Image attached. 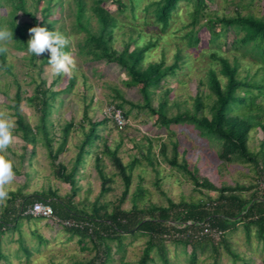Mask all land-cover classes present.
<instances>
[{
    "label": "rangeland",
    "instance_id": "obj_1",
    "mask_svg": "<svg viewBox=\"0 0 264 264\" xmlns=\"http://www.w3.org/2000/svg\"><path fill=\"white\" fill-rule=\"evenodd\" d=\"M95 1L86 0L88 6L86 17L90 20L89 29L92 32L99 30L98 20L91 11ZM152 1L156 0H142L137 6V18L133 20L131 7L121 11L116 0H104L103 5L118 22L112 44L114 49L121 50L130 39L133 40L131 50L137 44L143 46L152 41L156 46L150 50L142 63V68L146 69L150 64L162 60H165L166 65H172L180 48L183 54L187 53L186 59L191 61V64L184 65L181 71L163 83L165 87L171 89L168 116L192 111L198 89L202 92L205 103L210 106L213 97L207 85V75L210 69L217 71L219 69L216 63H212L210 51L220 47L223 53L227 52L229 46L224 43H231L233 36L226 33L216 42V46H212L210 33L204 27V23L210 17H234L238 13L243 16L261 17L264 13V0L208 1L209 10L200 18L194 29L198 31L200 37V44L195 49L189 47L187 39V35L192 31L189 24L192 21L194 4L190 0H183L169 27L162 31V26L155 24L152 8L147 16L143 12ZM0 2L2 4L0 16L3 18L4 27L0 32V44L6 52L7 64L11 68L10 72L0 69V205L4 207L10 199L9 193L19 189L26 195L51 190L61 197L72 192L70 185L55 173L42 135H39V142L34 146L27 144L21 132L17 130L13 108L18 90L16 82L22 87L23 92L20 112L36 128L39 116L27 98L34 94L36 85L34 81L39 82L41 79L45 80L48 86H53L54 91L64 90L58 96L57 107L53 109L50 118V122L53 123V126H49L50 136L58 139L54 144V151L59 146L64 127L70 122L74 124L65 151L59 157V162L66 165L68 172L73 167L78 147L90 123L109 120L98 127L100 139L95 141L93 149L89 155H85L83 164L74 175L79 189L74 202L79 207L90 211L92 204L98 200L99 205L106 206L108 212H111L115 202L122 197L125 191L124 180L108 154V149L117 151L118 157L127 167H130L135 159L139 161L129 172L131 185L123 204L125 209H131L134 203L141 208L151 205L167 207L169 199L174 202L182 200L198 202L207 196L217 197V193L214 192L196 191L191 177L170 164L174 144L178 146L180 164L186 161L190 171L197 168L198 176L208 177L216 185L248 187L259 184V176L253 166L240 162L228 164L222 161L219 157L220 143L202 136L195 126L184 124L171 126L170 129L160 128L151 110L139 107L143 106L145 101L139 88L127 85L130 80L128 74L118 67L105 68L103 61H93V57L81 49L86 33L79 31L76 26L77 0H61L59 4L52 2V15L48 19L55 22L54 40L44 41L37 50V58L33 64L28 50H19L7 32L8 24L13 20L14 5L9 0ZM35 2L36 0H26V9L34 13ZM122 3L129 6L130 0H122ZM47 5L48 1L44 2L41 8ZM16 15L17 23H29V19L21 12H16ZM36 17L39 21L42 20L40 12L36 13ZM26 35L29 40L32 39V30L27 29ZM50 43L67 48L68 53L57 64L44 68L40 73L43 50ZM246 77H254L256 82L261 83L264 81V65L252 63L249 59L242 61L240 78ZM71 79L74 87L66 90ZM55 81L57 84L54 85ZM201 81L203 85L199 88ZM164 92L165 88L154 89L151 102L153 108H158ZM119 104L129 112L126 126L122 130H118L111 120L113 106ZM258 104L260 109L252 116L258 117L262 114L264 117V97L258 100ZM206 114L210 115L208 111ZM262 122L264 124V120ZM5 133H12V136L6 138ZM262 140L261 129H254L250 134V150L258 153ZM165 146L169 160H165L161 154ZM98 155L101 158L99 166L109 181L106 185L108 191L101 198L102 182L97 168ZM146 157H150L154 165H151ZM140 191L143 193L142 197L138 196ZM251 194L252 192H245L243 196L249 198ZM227 238L239 259L233 261L223 249L219 264H264V241H258L254 237L249 243L242 225H239L235 232L228 234ZM216 239L218 240V237ZM146 242L147 238L139 234L123 237L121 248L116 241L111 242L110 258L106 262L104 259L102 261L106 264H137ZM22 247L30 251L29 256ZM1 249L5 257L0 259V264H87L97 255L90 240L81 242L79 237L66 233L63 226L52 218L20 221L15 231L7 232L3 236ZM168 249L173 264H190V249L173 244H168ZM211 253V248L206 252L200 251L195 264H212ZM153 255L157 264H160L156 254Z\"/></svg>",
    "mask_w": 264,
    "mask_h": 264
},
{
    "label": "trees",
    "instance_id": "obj_2",
    "mask_svg": "<svg viewBox=\"0 0 264 264\" xmlns=\"http://www.w3.org/2000/svg\"><path fill=\"white\" fill-rule=\"evenodd\" d=\"M9 1L14 5L15 12L12 14L13 20L8 24L7 32L19 50H28L30 61L33 64L37 58V50L40 49L44 41L54 40L53 27L55 22L49 21L48 18L52 15V2L59 4L61 0H36L34 13L26 9V0ZM47 1L49 5L41 8L42 4ZM141 1L130 0L128 6L122 3V0H116L121 11L131 7L133 20L137 18L136 10ZM182 1H152L147 4L143 12L147 16L152 8L155 24L162 26V31H165ZM190 1L194 4V11L191 13L192 21L189 24L192 31L187 35V39L189 47L195 49L200 44L198 31L194 30L195 26L199 24L200 18L205 16L204 13L209 10L207 2L212 0ZM103 4L104 0H96L91 7V11L99 23L98 32H92L89 29L90 20L86 17L87 2L86 0H77L76 26L79 31L86 33L81 49L87 51V54L93 57V61H103L105 68L118 67L125 71L130 78L127 85L139 88L145 101L143 106L134 104L133 106L149 108L156 116V124L160 128L170 129L171 126L184 124L195 126L202 136L220 143L219 157L222 161L228 164L240 162L253 166L259 176V184L248 187L216 185L208 177L198 176L197 168L190 171L186 161L180 164L178 162V146L174 144L170 160L167 156V146L162 148L163 158L169 160L172 166L186 172L191 177L196 191L207 190L217 193V197L207 196L206 199L198 202L183 200L174 202L169 199L167 207L151 205L141 208L134 203L131 209H125L123 204L131 185L129 172L139 161L135 159L131 166L127 167L118 157L117 151L108 149V154L124 180L125 191L122 197L115 202L111 212H108L106 206L99 205L98 200L92 204L91 210L88 211L74 202L79 190L74 175L83 164L85 155H89L90 150L93 149L95 141L100 139L98 127L109 122V120L90 123L89 129L84 132V137L78 147L73 167L68 172L66 165L59 162V157L65 151L69 133L74 124L70 122L64 127L61 140L59 139V146L55 151L53 147L58 139L51 137L49 131V126H53V123L50 122L53 109L57 107L58 96L64 90L54 91L53 86H48L47 82L42 79L39 82L34 81L36 84L34 94L27 100L39 116V124L35 128L20 112L23 92L22 87L16 82L18 90L14 98L15 106L13 108L17 130L21 132L22 138L27 144L34 146L39 142V135H42L44 144L49 150L55 173L70 185L72 192L64 197L58 196L51 190L30 195L24 194L22 189L9 193L10 199L7 204L4 207L0 205V259L5 257L1 247L2 238L7 232L15 231L22 220L44 219L28 213L35 203L42 202L52 207V220L61 224L66 233L79 237L81 242L86 239L91 241L97 255L87 264H106L105 262L110 258L111 242L116 241L121 248L123 237L138 234L146 237L147 242L137 264H157L153 253L156 254L160 264H173L169 257L168 244L190 249V264L197 262L200 251L206 252L209 248L212 250V264H219L223 249L233 258V261H238L239 257L231 249L227 235L235 232L239 225L243 226L249 243L254 237L258 241H264V124L262 122L264 117L262 114L258 117L252 116L260 109L258 100L264 97V81L258 83L254 77L240 78L242 61L249 59L252 63L264 65V13L261 17L243 16L238 13L234 17L215 16L208 18L204 27L210 33L212 46H216V42L226 33L233 36L231 43H224L227 47L229 46L228 53H223L220 47L210 51L209 57L213 60L212 63H216L219 67L218 71L210 69L207 75V85L211 91L213 102L210 106L207 105L202 92L198 89L192 111L168 116V100L171 89L165 87L163 83L167 78L175 76L177 72L181 71L184 65L189 66L191 64V61L186 59L187 53L183 54L179 48L172 65L168 66L165 60H162L143 69V61L156 44L152 41L143 46L137 44L131 50L133 40L130 39L125 42L121 50L114 49L112 44L115 40L114 32L118 28V22L117 18ZM0 6H2L1 2ZM16 12H21L23 16L27 17L29 23H17ZM37 12L41 14V21L36 17ZM2 20L3 18L0 16V32L4 30ZM27 29L33 32V37L30 40L26 35ZM67 53L68 49L59 47L57 43L48 44L43 50L40 73L44 68L57 64ZM0 69H5L6 72L11 71L7 64L6 52L1 44ZM53 84H57V81ZM202 85L203 81L200 82L199 88ZM73 87L74 83L71 79L66 90ZM160 88H165V92L160 99L158 108H153L151 102L154 89ZM113 108L122 111L124 118L128 119L129 112L123 109L122 104L115 105ZM207 111L210 115L206 114ZM111 120L113 121V119ZM5 126L9 128L8 125ZM256 128H260L263 133V140L258 153L249 148L250 134ZM4 136L9 138L12 133H5ZM97 160V168L102 182L101 198L108 191L106 185L109 181L99 166L101 162L99 155ZM146 160L154 165L150 157H146ZM245 192H252V194L249 198H245L243 196ZM138 196H143L142 191L138 193ZM23 249L29 256L30 251L27 248ZM99 261L101 262L99 263Z\"/></svg>",
    "mask_w": 264,
    "mask_h": 264
},
{
    "label": "built area",
    "instance_id": "obj_3",
    "mask_svg": "<svg viewBox=\"0 0 264 264\" xmlns=\"http://www.w3.org/2000/svg\"><path fill=\"white\" fill-rule=\"evenodd\" d=\"M111 117L119 130L125 128L126 119L124 118L122 111L113 108L111 111ZM28 213L35 217H42L44 219H50L53 217L52 207L42 202L35 203Z\"/></svg>",
    "mask_w": 264,
    "mask_h": 264
}]
</instances>
